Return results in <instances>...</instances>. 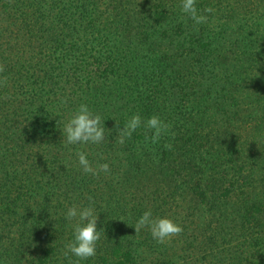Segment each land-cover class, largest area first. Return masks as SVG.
<instances>
[{"label": "trees", "instance_id": "trees-1", "mask_svg": "<svg viewBox=\"0 0 264 264\" xmlns=\"http://www.w3.org/2000/svg\"><path fill=\"white\" fill-rule=\"evenodd\" d=\"M14 1L0 17V264L75 262L65 214L89 196L101 239L80 264H264L263 0H196L199 25L181 0ZM55 8L59 32L42 19ZM16 25H39L45 46L8 47ZM81 103L101 116L105 142L65 145ZM135 114L158 115L169 133L145 143L141 126L115 143ZM78 151L110 172L84 173ZM149 208L182 225L183 254L135 233Z\"/></svg>", "mask_w": 264, "mask_h": 264}, {"label": "clouds", "instance_id": "clouds-1", "mask_svg": "<svg viewBox=\"0 0 264 264\" xmlns=\"http://www.w3.org/2000/svg\"><path fill=\"white\" fill-rule=\"evenodd\" d=\"M181 11L193 20L196 25L206 23L208 17L198 12L196 0H181ZM204 12H213L211 7L205 8ZM4 65L0 64V73L4 71ZM7 86V78L0 79V87ZM62 104L67 103V99H61ZM143 126L147 132L145 134V143L149 141L155 144L161 138L169 133L171 125L163 121L158 115H151L145 120L139 114L131 116L121 128L116 124L115 143L124 145L127 139H130L133 132ZM62 130L65 145L73 144H96L99 145L106 140L104 121L99 114L93 113L89 106L81 103L71 114L70 118L64 123ZM147 133H150L148 135ZM171 150L172 144L164 145ZM78 163L82 171L98 177L101 172H110L108 163L97 164L95 167L87 158L84 151H78ZM101 159L103 156L101 155ZM90 204L88 206L73 205L67 208L66 219L74 221L72 224L74 238L65 245L64 256L71 254L77 260L70 261V264H80L81 260H87L96 255V245L101 239V232L97 229L98 213L92 207V197H88ZM120 220H123L122 218ZM135 233L139 234L142 229L147 228L151 236L157 243H170L173 237L180 235L183 231L182 225L175 222L168 216H154L149 208L143 212L135 225Z\"/></svg>", "mask_w": 264, "mask_h": 264}, {"label": "rangeland", "instance_id": "rangeland-1", "mask_svg": "<svg viewBox=\"0 0 264 264\" xmlns=\"http://www.w3.org/2000/svg\"><path fill=\"white\" fill-rule=\"evenodd\" d=\"M29 1V0H28ZM80 1V0H79ZM5 2H7L8 3V5H12L15 1L14 0H0V17H1V14H2V12H3V10L5 9ZM72 2H75V0H61V2L60 3H62V4H64V5H70ZM257 2H258V0H257ZM263 2H264V0H263ZM25 4V3H24ZM29 4L30 3H27L26 5H24L25 6V8H27L28 6H29ZM29 9V8H28ZM56 10V11H55ZM55 10H54V12H53V18H50L49 16H45V17H42V19H43V22H44V25L45 26H47V28H48V26H54L55 28H58V26L59 27H61L62 28V26H65L64 25V23H63V20H61V17H59L61 14H60V12H59V10L58 9H56L55 8ZM19 12H17V14H18ZM59 14V15H58ZM243 14V13H242ZM17 16V15H16ZM57 16V17H56ZM41 17V16H40ZM40 20H41V18H39ZM9 21L10 20H8V22H6V24H8V26H9ZM41 22H42V20H41ZM55 22H58V24L57 23H55ZM58 25V26H57ZM33 27H36L35 29H33L34 30V33L33 34H31V32H30V30H29V32H27V33H24L25 31L24 30H20V31H17L18 30V28H17V25H16V27L13 29V30H10V31H8V47L10 46V45H12V43L13 42H15L16 40H18L19 39V41L20 42H23V45L22 46H20L19 48H22V50L23 49H25V50H29L30 52L32 51H34V50H36V49H34V46L35 47H37V48H39V47H41V46H45V40L44 39H42V40H39V41H37V39H38V35L39 34H41L40 33V31H41V29H40V26L39 25H36V26H33ZM32 29V28H31ZM65 29H66V27H65ZM16 30V31H15ZM63 30V29H62ZM59 31H61V29L59 30V28H58V32ZM18 33H19V37H18ZM24 33V34H23ZM18 37V38H17ZM4 40V39H3ZM34 40V41H33ZM19 48L16 50V51H18L19 50ZM90 55V59L92 58V51L89 53ZM92 60V59H91ZM246 134V133H245ZM247 135V134H246ZM261 165H263L264 166V162L263 163H261ZM168 217H171L172 219H173V216H168ZM179 236H176V237H173L172 239H171V244H173V246L177 249V251H178V253L177 254H183V251H182V249H184V247H185V245H184V243L183 242H179V241H175L174 239H177ZM168 245V246H167ZM166 246L167 247H169L168 248V254H169V256H171L172 254H174L173 253V251H172V249H170V246H169V243H166ZM184 253H186V252H184ZM187 256V255H186ZM201 256V255H200ZM156 257V256H155ZM178 259V258H177ZM176 258H174V261H171V263L172 264H182V262L181 261H178ZM156 260H158V258L156 259ZM165 260H160L159 259V262H158V264H161L162 262H164Z\"/></svg>", "mask_w": 264, "mask_h": 264}]
</instances>
